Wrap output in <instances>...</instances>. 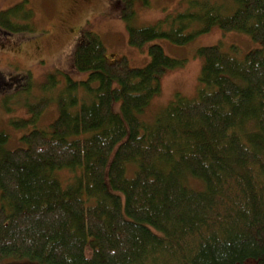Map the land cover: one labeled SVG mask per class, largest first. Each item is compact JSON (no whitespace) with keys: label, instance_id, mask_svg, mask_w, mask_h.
I'll list each match as a JSON object with an SVG mask.
<instances>
[{"label":"trees","instance_id":"16d2710c","mask_svg":"<svg viewBox=\"0 0 264 264\" xmlns=\"http://www.w3.org/2000/svg\"><path fill=\"white\" fill-rule=\"evenodd\" d=\"M135 1L116 0L123 20ZM25 2L0 11V31L31 30ZM181 3L155 24L128 25V44L185 45L216 26L261 47L241 57L199 47L195 95L177 92L146 122L139 115L160 95L162 75L183 61L151 44L149 62L132 67L107 58L101 38L80 29L71 64L85 77L49 73L44 93L11 120L27 129L20 143L9 147L0 131V261L264 264V0H233L232 10L223 1ZM11 79L3 86L30 88L29 71ZM15 93L1 92L6 109ZM52 99L57 115L37 126Z\"/></svg>","mask_w":264,"mask_h":264},{"label":"rangeland","instance_id":"374dc122","mask_svg":"<svg viewBox=\"0 0 264 264\" xmlns=\"http://www.w3.org/2000/svg\"><path fill=\"white\" fill-rule=\"evenodd\" d=\"M22 1L0 0V11L9 9ZM212 1H223L227 3V6L231 5V10L233 9V0ZM24 8L25 11L31 9L33 12L29 18L31 30H25L12 36L0 31V131L9 135V147L17 146L20 143V134L27 130L13 126L11 120L18 118L16 115L27 114L24 107L25 101L31 102L36 96L42 94V87L49 73L61 70L74 79L85 77V73L77 72L71 64L77 42V32L82 28L101 38L107 58L125 57L132 67H142L149 62L147 47L151 44H159L166 55L183 61L182 66L162 75L160 95L156 96L139 115L146 122H150L158 109L177 92L185 97L195 95L203 61L197 55L199 47L218 44L223 51L241 57L250 49L262 45L261 42L253 41L247 34L238 31H223L216 26L185 45H175L165 39H155L142 47L128 44V25L142 27L155 24L165 14H172L183 9L184 4L181 0H151L148 7H141L139 0H136L135 13L129 22L121 18L123 9L116 0H91L86 4L80 0H26ZM232 45H236L238 52L231 51ZM26 71L30 72L31 83L30 88L26 87L27 92L23 87L16 89L3 86L11 82V75ZM19 82L24 85L26 78L22 77ZM14 91H19V93L13 94L11 102L7 99L8 109H6L1 103V98H3L1 92ZM46 92L55 95L57 89ZM57 112V104L52 99L37 120V126L48 125ZM69 175L66 171L61 173L62 179H67ZM187 184L195 189L202 186L201 182L191 177ZM0 264H39V262L5 258L0 261ZM245 264L256 263L250 260Z\"/></svg>","mask_w":264,"mask_h":264},{"label":"flooded vegetation","instance_id":"af4514ba","mask_svg":"<svg viewBox=\"0 0 264 264\" xmlns=\"http://www.w3.org/2000/svg\"><path fill=\"white\" fill-rule=\"evenodd\" d=\"M81 2H89V0H80Z\"/></svg>","mask_w":264,"mask_h":264}]
</instances>
